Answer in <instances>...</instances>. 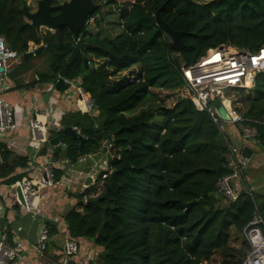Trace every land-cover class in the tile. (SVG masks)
Instances as JSON below:
<instances>
[{
	"label": "trees",
	"instance_id": "16d2710c",
	"mask_svg": "<svg viewBox=\"0 0 264 264\" xmlns=\"http://www.w3.org/2000/svg\"><path fill=\"white\" fill-rule=\"evenodd\" d=\"M27 1L0 0V37L20 58L29 51V43L36 47L54 44L37 56L52 50L45 58L51 72L38 76L39 83L59 78L77 81L97 112L95 119L90 117V130L71 124L73 115L79 113H68L61 130L49 132L67 148L63 160L75 164L105 143L111 145V154L125 150L129 164L126 170L120 160L109 162L118 188L108 194L113 209L106 212L105 224L100 209L83 201L84 197L96 200L105 190L98 194L96 184L74 194L76 203L62 221L70 237L98 249L96 264H204L212 259L218 264H242L249 246L245 241V247L235 248L232 238L242 236L254 216H259L264 226V196L242 192L237 200L228 201L217 193L218 181L230 173L227 148L209 115L189 101L180 64L192 65L207 50L224 44L232 50L257 51L264 45V0H136L120 15L119 34L101 39L86 33L84 27L76 45L65 28L51 33L25 20ZM99 12L100 6H96L86 22ZM158 12L173 31L184 34V49L171 59L170 45L156 26ZM77 49L92 68L86 70L74 59ZM87 54L102 64L94 67ZM132 66L143 73L138 82L117 76ZM110 70L119 80L111 78ZM68 88L63 84L59 91ZM172 98L176 100L167 106L166 101ZM228 98L241 118L249 120L242 125L255 129L254 143L263 147L264 75L256 77L251 89L230 90ZM67 127L77 128L86 139L83 146L63 134ZM59 154L60 149L54 148L55 160L60 159ZM0 156V183L11 185L20 180L27 160L1 144ZM62 174L57 171L55 181ZM101 227L103 237H98ZM48 228L50 237L61 235L54 225L48 224Z\"/></svg>",
	"mask_w": 264,
	"mask_h": 264
},
{
	"label": "built area",
	"instance_id": "2783aa9c",
	"mask_svg": "<svg viewBox=\"0 0 264 264\" xmlns=\"http://www.w3.org/2000/svg\"><path fill=\"white\" fill-rule=\"evenodd\" d=\"M157 26V25H156ZM122 29V26H121ZM48 32L53 33L47 29ZM81 34L75 39V45L80 41ZM162 40L171 45L172 40L166 34H162ZM32 51V50H31ZM176 53L169 49L168 58H173ZM20 57L19 55L9 49L3 38L0 37V143L8 151H18L19 139L16 132L19 129L13 119V111L11 105L1 98V95L6 91L4 86V79L8 73L11 72L14 63ZM181 78L189 92V101L200 112H206L212 123L216 126L226 148V167L230 171L229 174L222 177L217 185V193L228 201H235L242 192L249 196L256 191L255 187L248 184L247 178L244 175V170L250 163V159L241 158L240 151L237 144L233 140L234 135H238L242 141H253L256 135L254 128L247 125H242L249 120L241 118V116L233 109L228 92L232 89H251L254 86L255 79L258 75H264V45L255 52L232 50L227 45H220L216 48L209 49L206 53L192 65L180 64ZM139 75L143 73L135 67L129 68L121 73L126 82H138ZM58 83V79L55 80ZM64 84L73 87L76 95L74 106L76 110H81L85 114L93 116L95 112L93 108V101L87 96L83 88L77 81L70 82L64 80ZM214 101H218L220 106L225 110L228 121H223L217 109L212 105ZM48 115L39 117L38 113L33 110L32 118L27 122L25 129L29 134V141L31 148L39 153L43 144L48 143L49 132H59L58 127H49L46 125ZM110 144L101 146L100 150H104V161L101 159H93L91 154L79 157L75 164L77 166L83 165L88 161L92 162L90 172L79 174L81 178V188L78 193H82L84 188L92 187L96 184L97 193L100 194L105 190V185L110 182V176L115 172L114 167L109 163L110 160L120 159V153L111 154ZM2 159L0 156V165ZM69 161H58L53 158V148L50 147L45 150L42 161L36 158L27 163V168L23 173L27 176L17 180L11 185L0 183V264H27L28 261L36 260L44 254L47 249V244L50 241L56 240V236H49L48 224L54 225L62 235L61 252L57 264H96V256L91 258L81 256L82 248L85 251V240H75L70 237L66 226L59 222L56 218L48 221L41 220L37 236V242L28 248L15 239L17 235L8 230V227L3 224L5 215L6 199L4 193L8 190L14 191L15 196H20L22 202L17 198V203L23 212L34 215L39 214V202L42 201L40 191L46 189H53L56 186L54 168L59 172H73L75 167L68 169L75 165ZM104 167L97 171V175L92 173L100 165ZM90 178L88 184L86 179ZM83 201L86 203L87 198ZM62 227V230H60ZM263 221L259 216H254L252 221L242 231V236L249 246V252L245 256L242 264H264V232L262 230ZM11 233L10 235L8 234Z\"/></svg>",
	"mask_w": 264,
	"mask_h": 264
},
{
	"label": "crops",
	"instance_id": "0c3cea01",
	"mask_svg": "<svg viewBox=\"0 0 264 264\" xmlns=\"http://www.w3.org/2000/svg\"><path fill=\"white\" fill-rule=\"evenodd\" d=\"M135 1L136 0H131L130 4H128V9L135 3ZM63 3L64 1L59 4H54V6L62 5ZM92 20L93 24H95L98 21L97 16L90 18L86 22L85 28L92 27ZM119 27L121 28L120 21ZM39 29L44 31V28ZM101 30L102 29H100V31ZM96 31H90L89 33H101L99 29ZM102 32L106 33L104 30H102ZM116 35L117 34H114L111 38ZM28 46L29 51H33L35 48H37L32 43H29ZM86 57L95 63L94 67H98L100 64H102V61L96 60L92 54H87ZM34 58H32V62L30 64L26 65L21 64V62H23L21 58L16 60L11 72L8 73L4 79L6 91L1 95V98L6 100L11 105L14 122L19 128L16 132V136L20 141L19 149L18 151L11 152L15 155H18L19 157L25 158L27 163L35 160L36 158H39L41 162L45 150H48L51 147L48 143L49 140L52 139L49 134L48 143L42 145V149L39 153H36L31 148L30 141L28 139L29 134L25 127L27 122L32 118L33 110L38 113L39 117H45V114L49 116L48 120L46 121V125L49 127V129L55 126L59 128L67 114L73 113V111L76 110L74 106L76 93L73 87L70 86V88H68L66 91L60 92L59 88H55L56 84L54 82L39 83L40 81L38 76L50 74L51 70L49 63L46 62V60H34ZM72 128L77 129L76 127ZM55 133L57 132L54 131L53 134ZM233 137V140L237 144L238 148L242 149L243 147H248L253 150V155L250 158L249 165L244 170V175L247 178L248 184H251L255 187L256 194L264 196V146H257L253 141L250 140L244 142L237 134ZM52 148L54 149L58 147ZM98 151L94 153L95 155L91 154L94 159L102 158V156L97 155ZM89 162L90 163L86 162L83 165L77 166L73 172H63L62 176L56 182V186L53 189L41 190L40 193L43 198L42 201L39 202V214L34 215V217L32 214H26V212L21 210L17 203L18 196L14 197V191L8 190L4 193L6 203L4 205L5 222H3V224L8 227L10 232L17 235L15 236V239L21 241L25 247L28 248L37 242L41 220L48 221L54 217L59 222L63 221L64 214L70 207L75 205L76 200L74 194L79 192V189L82 185L81 182L73 184L75 182H73L71 179H74V181H80L81 178H79L78 175L82 174L83 176V174H85L87 171L85 166L89 164H91L89 168L90 172L92 168V162ZM18 173H20V171H18ZM60 230H62V227H60ZM61 239L62 235L59 234L56 240L52 241L51 244H48L47 249L42 256L36 260L28 261L27 264H57L56 256L61 252ZM84 245L85 250H88L87 252H95L94 250H98L87 241L84 242ZM83 253H86V251L83 250L80 253L81 256L79 259H82L85 256L91 257L89 253Z\"/></svg>",
	"mask_w": 264,
	"mask_h": 264
},
{
	"label": "water",
	"instance_id": "95a60500",
	"mask_svg": "<svg viewBox=\"0 0 264 264\" xmlns=\"http://www.w3.org/2000/svg\"><path fill=\"white\" fill-rule=\"evenodd\" d=\"M52 0H43L39 3H37V10L31 14L28 13L25 5L23 6V12L25 20H27L31 25H33L35 28H46L51 31H56L61 28H65L69 30V32L73 35L74 40L78 38V36L81 34L85 27V21L86 18L95 12L96 6L93 4L94 0H69L67 2H64L62 5L58 6H51L50 2ZM169 1V0H168ZM186 2H191L192 0H184ZM162 6L161 8H163ZM156 23L158 26L162 29L163 32H165L172 40V43L170 45V50H172L176 54H180L182 50L184 49V43H183V32H175L173 31L160 17L159 12L156 14ZM55 47L54 44L47 43L45 46H39L35 48L33 51H29L21 56V59L23 62H28L32 58L37 57L40 55V53L43 51L44 48H51ZM74 59L80 62L84 69H90L93 67V64H91L88 59L82 58L81 55V49H77L74 52ZM64 84L63 78L58 79V83H56L55 88H59ZM213 107L217 109L218 114L220 118L223 121H228V117L226 115L225 110L220 106V103L218 101H214L212 103ZM63 134L68 136L71 139L78 140L79 145L83 146L85 143V138L79 135V132L75 128H64ZM51 147H58L60 149V158H65L67 155V148L64 144L60 143L58 138H52L49 140L48 143ZM253 155V150H251L248 147H243L240 151V157L241 158H247L250 159ZM123 165V168L128 170L129 164L126 156V151L120 152V159H119ZM224 158L222 161L224 162ZM90 181V178H87L85 183L88 184ZM118 188V185L116 183V173H112L110 176V182L105 185V192L104 195L96 200H87V204L93 205L100 209L102 213L103 222L105 224L106 222V212L109 209H113V207L110 206V200L108 197V194L110 191L115 190ZM18 193V199L20 202H22V198L20 196V193ZM104 201L105 206H101L100 202ZM2 224L0 220V225ZM98 237H103V227L100 228L98 232Z\"/></svg>",
	"mask_w": 264,
	"mask_h": 264
},
{
	"label": "rangeland",
	"instance_id": "374dc122",
	"mask_svg": "<svg viewBox=\"0 0 264 264\" xmlns=\"http://www.w3.org/2000/svg\"><path fill=\"white\" fill-rule=\"evenodd\" d=\"M30 1H27L28 4H25V7H26V9H27L29 14H31L34 11H36L37 7H38L37 3H39V2H41L43 0H30ZM63 1L66 2L68 0H52L50 2V5L54 6V4H59V3L63 2ZM114 1L116 2L114 4H109L108 0H94L93 1V4L95 6H100V12H99V15L97 16V20L99 19V21H97L98 24L97 23L93 24V20H92V24H91L92 27H88V28L84 29L86 31V33L87 32L89 33L90 31L95 32L98 29L100 31V29H102V30L106 31V33L109 34L110 37H112L114 34H119L121 32L120 27H119V17H120L121 14H123L125 8L129 7L128 4H130L131 0H114ZM193 1L198 2V3H205V2H209L211 0H193ZM44 30H47V29L44 28ZM102 30L100 31L102 34L101 33H95L101 39L106 38V36H108L105 32H102ZM99 34H101V35H99ZM45 52L46 53L49 52V53H47V55H46V53H44L42 55V57H35L34 60H45L46 56L48 57L50 55V53L52 52V50L51 49H47V50H45ZM137 67L138 66H135V68H137ZM110 73H111V78H113L112 76H114V75H113L112 71H110ZM117 76H119V75L117 74ZM117 76H114L115 79H113V80H119V77H121V78L123 77V76H119L117 78ZM113 80H112V82H115ZM161 95H162V93H161ZM231 96H234L235 99L236 98L238 99V97H236L234 95V93H232ZM174 98L170 99V101L169 100L166 101V105L167 106H171L173 104V102L176 100ZM73 113H79V114H74L73 115V120L70 123L73 124V125H77L80 129H83V130H86V131L90 130V128L92 126V119L90 117H92V116L90 114H85V113L81 112V110H75V111H73ZM83 115H86V116H83ZM96 116H97V114H94L93 115V119H95ZM105 145H106L105 143H101V146H105ZM105 152L106 151H104V150H100V151H98L97 155L98 156H105ZM93 155H95V154H93ZM62 160H63V158L58 159V161H62ZM101 161L102 162L104 161L103 157H102ZM87 163H90V162L87 160ZM75 166H77V165L76 164L72 165V167H68V169H71V168H73ZM90 166H91V164L85 166L87 168L86 173L89 172ZM103 167H104L103 164L100 165L96 169V171L94 173H92V175L96 176L97 175V171H100ZM57 171L58 170L56 168H54V172H57ZM24 177H27V176L25 174H23L22 178H24ZM67 180H68V178H67ZM71 180H73V182H75L73 184L81 182V181H78V180L74 181V179H71ZM244 242H245V240H244L243 236L234 235L233 238H232V243L231 244H232L233 247L241 249L242 246L245 247V243ZM47 246H48V244H47ZM83 250H84V248H82V251ZM85 251H86V253H89V255H91V258L96 256V260H97L98 252H99L98 250H94L95 252H87L88 250H85ZM86 253H83V254H86ZM204 264H218V263H216L214 261V259H212V260H210V261H208V262H206Z\"/></svg>",
	"mask_w": 264,
	"mask_h": 264
},
{
	"label": "clouds",
	"instance_id": "9594fccd",
	"mask_svg": "<svg viewBox=\"0 0 264 264\" xmlns=\"http://www.w3.org/2000/svg\"><path fill=\"white\" fill-rule=\"evenodd\" d=\"M85 24H86V21H85ZM156 25L158 26V24L156 23ZM120 30H121V28H120ZM45 31V30H44ZM47 31V30H46ZM163 33H165V32H163ZM81 34H82V32H81ZM169 36V35H168ZM132 67H135V66H132ZM132 67H130V68H132ZM138 68V67H137ZM139 69V68H138ZM123 72V71H122ZM64 80V79H63ZM78 193V192H77Z\"/></svg>",
	"mask_w": 264,
	"mask_h": 264
}]
</instances>
